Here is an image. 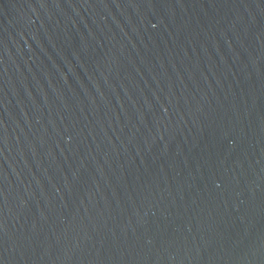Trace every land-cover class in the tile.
Here are the masks:
<instances>
[{"label": "water", "instance_id": "1", "mask_svg": "<svg viewBox=\"0 0 264 264\" xmlns=\"http://www.w3.org/2000/svg\"><path fill=\"white\" fill-rule=\"evenodd\" d=\"M0 264H264V0H0Z\"/></svg>", "mask_w": 264, "mask_h": 264}]
</instances>
